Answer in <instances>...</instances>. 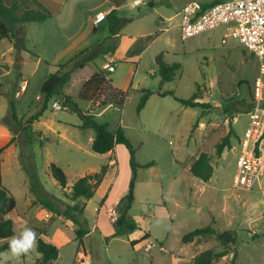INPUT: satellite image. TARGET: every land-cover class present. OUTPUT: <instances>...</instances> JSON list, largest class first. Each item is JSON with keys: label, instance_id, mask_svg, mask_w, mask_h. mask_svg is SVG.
I'll return each mask as SVG.
<instances>
[{"label": "rangeland", "instance_id": "rangeland-1", "mask_svg": "<svg viewBox=\"0 0 264 264\" xmlns=\"http://www.w3.org/2000/svg\"><path fill=\"white\" fill-rule=\"evenodd\" d=\"M77 1L35 0L36 4H19L18 15L27 8L37 10L38 4L57 14L55 20H49L45 25L27 24L26 30L19 35L22 41L24 39L25 47L44 60L35 76H29L35 68L34 59L24 67L23 72L30 77V82L22 99L17 101L11 94L14 84L16 90H21L22 81H27L15 80L20 73V61L19 65L15 64L17 52L20 56L26 55L17 49L0 61V117L10 121L17 134L12 143L13 157L5 158L2 172L3 185L17 203L9 216L14 222L15 235L27 226L36 231L37 239L41 237L56 245L59 257L51 264H194L195 257L201 252L209 249L221 252L223 247L216 235L189 244L183 243V237L212 225L217 233L236 231L239 239L232 252L214 264H264V176L252 191L235 187L242 141L249 128V112L259 81L264 100V60L248 52L233 37H227V43H223L228 34L224 27L183 40L179 27L182 17L166 20L181 14L191 1L217 0H155L153 10L150 8L152 0L136 10L128 5L121 11L130 19L123 33L137 37V40L130 43L126 38L120 46L117 44L120 58L116 71L110 73L104 69L110 62L106 54L87 62L84 69L70 67L74 65L71 64L67 69L73 72V79L64 87V93L73 99L78 110H56L53 103L63 100L54 98L39 121L32 122L34 126L29 125L27 120L44 104V98L40 102L37 97L42 83L53 72L50 66L70 59L69 52L63 51L69 45L65 32L70 30L68 33L73 34L88 20L82 10L81 3L84 2ZM141 10L145 18L133 21L139 19ZM63 24H68V29H62ZM105 25L106 20L100 25L95 37L97 41L104 42L108 37L107 32L103 34ZM39 26L46 29L41 31L43 27ZM18 27L14 28L15 36L10 40L13 46L18 41ZM151 32L152 35L138 37ZM51 35L55 41L49 45L46 41ZM93 37L90 33L88 41ZM154 39L156 41L151 44ZM7 44L8 41L3 40L0 50L5 51ZM160 54L166 63L180 65L170 82H163L159 75L156 59ZM5 61L9 66L2 68ZM93 69L110 74L114 87L127 93L123 106H99V102H110L108 92H102L93 103L78 99L84 78ZM143 91L153 94L139 112ZM196 93L200 102L213 108L227 107L234 114L188 107L180 102L190 100ZM10 100L15 101L18 122L11 119ZM81 113L95 115L99 123H108L111 132L122 127L136 149L138 162L142 165L156 163L138 171L133 203L129 189L132 171L128 150L124 145H118L112 155L95 153L92 150L95 132L81 128ZM231 130L237 135L232 138V149L218 157L216 146ZM201 153L210 156L214 167V176L209 182L194 177L190 171ZM111 160L114 166L118 163L113 170L108 166ZM51 164L65 171L68 177L66 189L52 177ZM104 166L110 173L95 196L90 200L73 201L72 186L76 180L99 173ZM32 185L36 186L38 195L31 192ZM38 198L50 199L61 212L75 204L85 206L81 221L90 233L82 239V244L76 239V226L72 221L56 214L49 219L39 213L41 208L34 205ZM129 205L131 208L126 213ZM110 206L117 214L115 223L107 219ZM124 214L135 218L140 230L115 236ZM145 234L150 238L132 247L131 242L141 240ZM2 244L0 241V246ZM39 258L36 247L26 258L17 260L9 254L6 261L0 258V264H37Z\"/></svg>", "mask_w": 264, "mask_h": 264}, {"label": "trees", "instance_id": "trees-1", "mask_svg": "<svg viewBox=\"0 0 264 264\" xmlns=\"http://www.w3.org/2000/svg\"><path fill=\"white\" fill-rule=\"evenodd\" d=\"M10 0L9 4L6 3V0H0V42L4 39L11 40L15 36L14 28L19 25L17 28L19 31H24V26L27 24H38L43 23L52 17V14L44 8L42 4H38V9L27 8L21 15L17 14V10L20 9L19 4L27 5L34 4L35 0ZM216 3V2H215ZM36 4V3H35ZM150 7H154V4L151 2ZM109 23V37L100 44L88 48L76 55L72 60L68 61L65 64L59 65V70L56 73L50 74L41 86V94L44 98V104L42 109L37 112L36 115L32 116L27 120L29 125H32L34 121H38L39 118L44 114L48 109V103L54 98L62 99L63 104L67 105L71 111L78 110L76 104L70 96L64 94V87L72 79V71L69 69L66 72H63L67 69L68 66L74 63L75 68H84L87 62L95 60L100 55L106 54L112 56L114 51L117 48L116 38L120 29L125 24V19L120 18L117 13L113 10L108 16ZM25 43L23 42L20 47L17 46V42L14 44V47L18 50H26ZM27 51V50H26ZM33 57L38 58L39 55L33 51L29 52ZM87 55L81 61H76L79 57ZM159 75L162 78L163 82H170L174 80L177 72L180 70L179 64H168L164 61L163 54L157 56L156 59ZM103 70L95 72L90 79L83 85L78 99L86 102L93 103L97 100L98 96L103 93H109L110 102L102 101L99 102V106L105 107L107 104H113L114 106H123L127 98V93L117 89L112 84V81L108 79ZM199 89V87H198ZM144 94L141 99L139 106V112L142 111L149 98L152 96L153 92L143 91ZM200 97L198 93L190 100H180L185 106L188 107H200L202 109L211 108L216 111L225 113V114H234L229 108L221 106L214 107L200 102ZM11 111L10 116L12 121L18 122L15 109V101L10 100ZM82 125L81 128L84 130L91 129L95 132V138L92 142V150L97 154H107L114 151L117 145H124L129 153V166L132 171V178L130 181V199L131 203L134 200V188L135 181L137 179L138 171L140 169L150 168L156 165L155 162L142 165L138 162L136 156V149L131 141L127 138L122 127L116 129V131L111 132L108 123H99L96 120L95 115L91 114H82L81 113ZM3 124L7 125L10 130L14 133L11 122L7 119L0 120ZM17 134L14 133V138L10 142L12 144L15 141ZM237 135L234 130H231L227 136H225L221 143L216 146V154L218 157H222L226 150L232 149V138ZM31 144V143H30ZM6 148L0 149V241L3 244L0 246V253L8 251L9 248V237L15 235L14 231V222L9 217V215L14 212L16 209L17 203L14 196L10 191L3 185V176L1 168V155ZM50 172L54 180L63 188L68 187V177L65 171L56 164L50 165ZM192 175L203 182H209L214 176V167L211 164L210 156L207 153H201L200 156L192 163L190 167ZM108 174V167H102L99 173L87 174L76 180L72 186V200L76 201L80 198L92 199L98 188L101 186ZM31 192L35 195H38L37 188L35 185H32ZM36 207L41 209H46L49 212L56 214L58 216H63L66 220H70L76 226V239L79 240L82 244V239L90 233V230L82 224L81 217L84 213L85 206L80 204H75L73 206H68V208L61 212L59 211L54 203L48 198H38L34 203ZM131 205L126 210V213L130 210ZM140 230L138 222L134 218H129L124 214L119 223V227L115 233V236H125L130 235ZM217 236L218 241L223 247V251L216 252L214 250H206L197 255L194 259V264H214L216 261L221 258L226 257L232 252V247L238 244V234L236 231L229 230L223 233H217L212 225L196 229L192 232H189L184 235L183 243L189 244L194 242H200L203 239L211 238ZM150 238L149 234H145L141 240H134L131 242L132 247H135L139 243L146 241ZM37 251L40 253V258L37 260V264H51L56 261L59 257V249L53 243H50L43 238L39 237L37 239ZM27 256V255H26ZM23 256V258H26ZM11 264V263H6Z\"/></svg>", "mask_w": 264, "mask_h": 264}, {"label": "built area", "instance_id": "built-area-1", "mask_svg": "<svg viewBox=\"0 0 264 264\" xmlns=\"http://www.w3.org/2000/svg\"><path fill=\"white\" fill-rule=\"evenodd\" d=\"M149 0H141L139 4L132 0L131 6L140 9ZM110 12L100 13L96 17V24L106 20ZM180 34L183 40L193 39L207 32L224 27L227 37L237 39L244 48L264 60V0H223L204 4L199 1L189 2L183 9ZM105 70L113 73L116 66L107 62ZM24 85H27L26 81ZM22 87V91L27 86ZM261 81L255 90L249 128L242 141V152L238 159V173L235 177V187L241 190L252 191L264 176V100ZM56 110L69 109L63 102L55 101ZM109 220L117 221L115 209L109 210Z\"/></svg>", "mask_w": 264, "mask_h": 264}, {"label": "crops", "instance_id": "crops-1", "mask_svg": "<svg viewBox=\"0 0 264 264\" xmlns=\"http://www.w3.org/2000/svg\"><path fill=\"white\" fill-rule=\"evenodd\" d=\"M68 1H70V0H67V2ZM219 1H223V0H219ZM218 0H217V2H219ZM77 2H84V3H81V5H82V10L84 11V13L86 14V18L88 17V20H86L85 21V23L82 25V27H81V29H78L77 31H75L73 34H71V33H68L69 31H66L65 32V37H66V39H67V41H68V43H69V45L63 50V51H65V52H69V57L68 58H70L69 59V61L70 60H72L76 55H78V54H80L81 52H83L84 50H86V49H88V48H91V47H93V46H96L97 44H100V43H103L102 41H97L98 39H95V37L98 35V33H99V29H100V25L102 24V22L101 23H99V24H96V17H97V15L98 14H100V13H105V12H110V11H115L116 13H117V15L120 17V18H124L126 21H125V24H124V26L120 29V31H119V33H118V35H117V38H116V42H117V44L119 43V46L122 44V41L124 40V39H126L127 38V40L130 42V43H134L136 40H137V37H132V36H130V35H127L126 33H123L125 30H124V28H126L125 26H126V24L128 23V21L130 20V19H128L129 17H127L126 15H125V13H121V11H123V9H124V7H126V6H128V5H130L131 6V2H132V0H78ZM214 2H216V1H214ZM152 3L154 4V7L152 8V7H150L152 10L155 8V6H156V3H155V0H152ZM208 3H212V2H207V3H204V4H208ZM65 4H66V2H65ZM43 5V4H42ZM61 5H63V4H61ZM144 7V6H143ZM131 9H133V10H136L135 8H133L132 6H131ZM144 9V8H143ZM49 11V10H48ZM142 11V10H141ZM50 12V11H49ZM51 14H52V17L50 18V19H48L47 21H49V20H55V18H56V16H57V14H56V12H50ZM62 13V12H61ZM182 17L181 16V14H176V15H174V16H172V17H169V18H167L166 20H168V21H170V20H174V19H176V18H178V17ZM145 17H144V12L142 11V14L140 15V17H139V19H134L133 21H138V20H142V19H144ZM161 18V20H162V22H164V19L162 18V17H160ZM47 21H45V22H43V23H38L37 25H45V23H47ZM59 23H61V22H59ZM165 23V22H164ZM178 25H179V23H178ZM177 25V26H178ZM88 26H89V28H88ZM39 27H43L42 29H41V31H44L45 29H46V27L45 26H39ZM61 27H62V29H64V28H67L68 29V24H63V25H61ZM179 27H180V25H179ZM88 28V34H86L85 35V30ZM66 29V30H67ZM26 30V25L24 26V31ZM37 30H39V28H37ZM65 31V30H64ZM63 30H62V32H64ZM108 33V37H109V23H108V19H106V25L104 26V29H103V34H105V33ZM25 33V32H24ZM93 34V38L91 39V41H88V37H89V34ZM147 34H149V35H152L153 33L151 32V33H143V34H140L138 37L139 38H142V37H144V36H147ZM52 37H48L47 38V43L49 44V45H52V44H54V41H55V37L53 36V35H51ZM107 37V38H108ZM106 38V39H107ZM105 39V40H106ZM121 39V40H120ZM4 40H7L8 41V44H7V46H6V49H5V51H1L0 50V61H3V60H5L6 59V56L8 55V53H11L12 51H18L12 44H11V42H10V40H8V39H4ZM119 40H120V42H119ZM23 41H24V39H23ZM156 41V39H154V40H152L151 41V44H153L154 42ZM3 42V40L0 42V44ZM118 45H117V48H116V50L114 51V53H113V55L112 56H110V55H106V59H108L110 62H113L114 63V65L115 66H117L116 64H117V62H118V60H119V53H120V47H119ZM27 50V51H26ZM26 50H21V52H24V54L26 55V56H20V54H18V52H17V57H16V62H15V64H17V65H19L18 63H19V61H20V73L17 75V77L15 78V80L17 79V82H18V79L20 78V80L22 79H25V80H27L26 81V83H27V85L26 86H28V84H29V82H30V79H28V78H30L31 76H35L36 75V73L41 69V67H42V64H43V59H42V57H38V58H36V57H33L32 55H31V53H29V52H31L32 50H30V49H28L27 47H26ZM34 52V51H33ZM22 55V54H21ZM39 55V54H38ZM32 59H34V61H33V63L35 64V68L31 71V73H30V77H27V75L23 72L24 71V67L28 64V63H30V61H32ZM68 62V61H67ZM66 62V63H67ZM124 62H126L125 60H124ZM7 61H5L4 63H3V65H2V68L4 67V68H6V67H8L7 66ZM62 64H65V63H56V64H54V66L52 65V66H50V68L51 69H53V72L52 73H50V74H53V73H56L58 70H59V65H62ZM88 64H86L85 65V67L87 66ZM74 66V65H73ZM73 66H70V67H73ZM84 67V68H85ZM84 68H80V69H84ZM70 69V68H69ZM69 69H67V70H69ZM98 71H100V69H93V70H91V72L84 78V83H83V85L90 79V77L95 73V72H98ZM116 71V70H115ZM114 71V72H115ZM73 73V72H72ZM49 74V75H50ZM48 75V76H49ZM72 79H73V75H72ZM71 79V80H72ZM108 79H110L111 81H112V84L114 85V83H113V80L108 76ZM13 79H10V81H12ZM19 80V82H21ZM46 80V79H45ZM9 81V82H10ZM25 81H22V83H24ZM1 83V82H0ZM43 84V83H42ZM24 85V84H23ZM42 86V85H41ZM14 89H13V91H12V94H11V96L12 97H16V99H17V101L18 100H20V99H22L25 95H26V93H27V91L29 90V87H28V89H27V87H26V89L24 90V91H22V87L23 86H21V90L19 91V90H16V84H14ZM83 87V86H82ZM82 89V88H81ZM41 90V89H40ZM65 95H67L66 93H64ZM68 96V95H67ZM38 99H39V101L40 102H43V95L40 93L39 95H38V97H37ZM17 101H16V103H17ZM42 107H43V104H42ZM40 110H41V108H40ZM39 110V111H40ZM38 111V112H39ZM43 116V115H42ZM41 116V117H42ZM8 117V116H7ZM40 117V118H41ZM0 120H2L1 119V117H0ZM39 121V120H38ZM37 121V122H38ZM35 125V123L33 124V126ZM14 138V133L10 130V128L7 126V125H5V124H3L2 122H0V149H2V148H6L5 150H4V152L2 153V155H1V159H2V163H1V168H2V172H3V168H4V160H5V158H12L13 156H11V155H13V153L14 152H11V149H12V145L13 144H10V142L12 141V139ZM40 138H42L41 136H40ZM94 140V139H93ZM93 142V141H92ZM117 147H118V145L115 147V149H114V151H112V152H110V153H107L106 155H112V154H114L115 153V151H116V149H117ZM114 162H113V160H111V162H110V164L108 165L109 167H110V170H113L115 167L117 168V166H118V163H116L117 165L116 166H114V164H113ZM114 166V167H113ZM110 173V172H109ZM108 173V174H109ZM107 174V175H108ZM2 176H3V174H2ZM107 177V176H106ZM106 179V178H105ZM109 204V203H108ZM103 209V208H102ZM101 209V210H102ZM108 210H107V212H106V214H107V219L109 220V218H108V216H109V210L110 209H114L113 207H108L107 208ZM100 210V211H101ZM99 211V212H100ZM41 215H43V216H45V217H47V218H49V219H51L53 216H54V214L53 213H51V212H49L48 210H46V209H41L40 210V212H39ZM10 216V215H9ZM135 219V218H134ZM136 220V219H135ZM110 221V220H109ZM137 221V220H136ZM139 224V223H138ZM140 226V225H139Z\"/></svg>", "mask_w": 264, "mask_h": 264}, {"label": "clouds", "instance_id": "clouds-1", "mask_svg": "<svg viewBox=\"0 0 264 264\" xmlns=\"http://www.w3.org/2000/svg\"><path fill=\"white\" fill-rule=\"evenodd\" d=\"M137 4L141 0H135ZM9 248L7 253H0V258L4 261L10 256L14 259H20L23 256L28 255L37 247V233L31 227H25L19 235H13L9 237Z\"/></svg>", "mask_w": 264, "mask_h": 264}, {"label": "water", "instance_id": "water-1", "mask_svg": "<svg viewBox=\"0 0 264 264\" xmlns=\"http://www.w3.org/2000/svg\"><path fill=\"white\" fill-rule=\"evenodd\" d=\"M16 34L19 36L21 34V31H17ZM22 38L19 36L17 41V46L20 47L22 45Z\"/></svg>", "mask_w": 264, "mask_h": 264}]
</instances>
